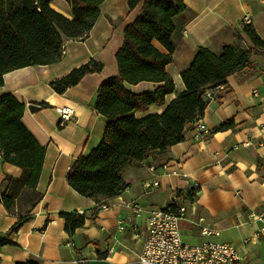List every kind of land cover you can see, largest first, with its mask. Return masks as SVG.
Here are the masks:
<instances>
[{"label": "crops", "instance_id": "crops-1", "mask_svg": "<svg viewBox=\"0 0 264 264\" xmlns=\"http://www.w3.org/2000/svg\"><path fill=\"white\" fill-rule=\"evenodd\" d=\"M183 2L186 10L176 20L172 35L173 61L166 66L176 91L166 95L162 105L136 112V117L161 113L185 89L181 72L199 46L219 54L225 45L239 41L245 49L254 48L249 56L251 65L229 75L223 85L203 91L206 107L200 122L209 130L207 134H200L188 123L183 140L168 151L154 150L143 160L128 163L122 169L126 188L110 198L79 194L67 183L66 174L104 133L107 119L94 108L96 92L102 82L117 75L115 54L123 30L137 17L142 2L129 9L127 0H103L90 32L81 39H66L59 61L5 73L0 96L11 94L25 104L22 122L45 146V154L36 186L42 198L31 210V219L11 235L13 243L0 247V264L29 260L38 264H140L150 213L179 193L186 207L179 228L188 244L220 241L228 219L238 225L245 219L254 221L250 215L264 211V47H253L242 23L249 15L250 27L264 41V0ZM50 6L73 17L66 0H53ZM91 60L102 64L101 71L84 75L63 93L51 88L52 81ZM155 87L148 81L128 85L136 94ZM66 105L73 108L74 115L59 125L57 108ZM229 120V127L218 128ZM21 172L0 155V186L6 174L20 176ZM151 180L157 185L150 186ZM188 192L194 197L189 198ZM128 203H138L140 212L136 214ZM103 204L108 208L101 209ZM61 212L84 215L83 226L69 234ZM17 220L18 215L0 199V236ZM204 226L219 234L202 235Z\"/></svg>", "mask_w": 264, "mask_h": 264}, {"label": "trees", "instance_id": "trees-1", "mask_svg": "<svg viewBox=\"0 0 264 264\" xmlns=\"http://www.w3.org/2000/svg\"><path fill=\"white\" fill-rule=\"evenodd\" d=\"M53 0H0V86L5 73L38 64H51L62 57L66 39L87 36L99 15L103 0H66L73 17L52 8ZM142 2L137 17L123 30V40L115 54L118 73L102 82L96 92L94 108L107 119L98 144L80 155L66 174L67 183L79 194L110 198L125 189L122 169L132 161H141L152 151L166 152L184 138L185 126L200 118L206 107L203 91L223 85L226 78L249 67L254 48L245 49L239 41L225 45L216 54L199 46L191 63L182 70L185 89L179 92L161 113L136 117L153 104L162 105L165 96L176 91L167 64L173 61L172 35L176 20L185 12L183 0H127L129 9ZM253 47L264 41L244 24ZM102 64L93 60L71 69L50 83L57 93L77 84ZM148 81L153 91L136 94L128 85ZM25 104L13 95L0 96V155L4 162L21 168L20 176L6 174L0 186V199L18 215V220L0 236V247L12 244L13 233L31 219V210L41 200L36 190L41 173L45 146L40 144L22 122ZM232 120L219 125L227 128ZM189 198L194 194L187 193ZM65 230L72 234L83 226L85 217L61 212ZM17 264H38L33 260Z\"/></svg>", "mask_w": 264, "mask_h": 264}, {"label": "built area", "instance_id": "built-area-1", "mask_svg": "<svg viewBox=\"0 0 264 264\" xmlns=\"http://www.w3.org/2000/svg\"><path fill=\"white\" fill-rule=\"evenodd\" d=\"M242 23L251 24V17L245 15ZM57 113L59 125H63L72 118L74 110L66 105L57 108ZM190 123L195 125L200 134H207L209 131L200 122V118ZM149 185H157L156 180H151ZM196 187L197 185H194V188ZM182 197L181 193L176 194L164 207L150 213L147 234L138 258L140 264H251L240 250L229 242L204 240L198 244L185 243L179 228V220L184 217L186 211V207L180 201ZM127 205L136 214L141 210L138 203ZM100 208L107 209L108 205L103 204ZM250 217L260 224V231H264V211L252 214ZM123 228V222L120 221L119 229ZM201 233L204 236L219 234L209 226H204Z\"/></svg>", "mask_w": 264, "mask_h": 264}, {"label": "rangeland", "instance_id": "rangeland-1", "mask_svg": "<svg viewBox=\"0 0 264 264\" xmlns=\"http://www.w3.org/2000/svg\"><path fill=\"white\" fill-rule=\"evenodd\" d=\"M245 221L235 225L228 219L219 239L232 242L251 264H264V231H260L259 223L248 219Z\"/></svg>", "mask_w": 264, "mask_h": 264}]
</instances>
